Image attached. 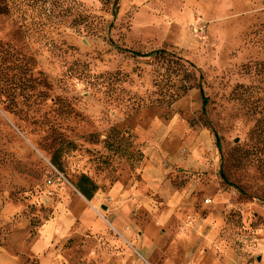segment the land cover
I'll return each instance as SVG.
<instances>
[{
    "label": "rangeland",
    "instance_id": "rangeland-1",
    "mask_svg": "<svg viewBox=\"0 0 264 264\" xmlns=\"http://www.w3.org/2000/svg\"><path fill=\"white\" fill-rule=\"evenodd\" d=\"M0 264H264V0H0Z\"/></svg>",
    "mask_w": 264,
    "mask_h": 264
},
{
    "label": "trees",
    "instance_id": "trees-1",
    "mask_svg": "<svg viewBox=\"0 0 264 264\" xmlns=\"http://www.w3.org/2000/svg\"><path fill=\"white\" fill-rule=\"evenodd\" d=\"M52 164L57 169H60V163L57 157L52 159ZM76 188L87 200H92L98 190L97 185L86 175H82L80 177L78 183L76 184Z\"/></svg>",
    "mask_w": 264,
    "mask_h": 264
},
{
    "label": "crops",
    "instance_id": "crops-1",
    "mask_svg": "<svg viewBox=\"0 0 264 264\" xmlns=\"http://www.w3.org/2000/svg\"><path fill=\"white\" fill-rule=\"evenodd\" d=\"M149 166V167H148ZM146 170H145V174L149 175L150 177L154 178L155 176L159 175V171L151 165H148ZM155 179V178H154ZM94 198V197H93ZM150 242H153L152 240H150Z\"/></svg>",
    "mask_w": 264,
    "mask_h": 264
}]
</instances>
